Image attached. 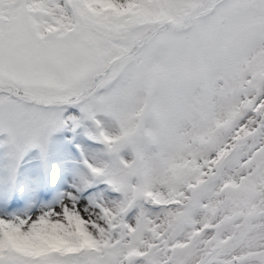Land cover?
<instances>
[{"label":"snow or ice","instance_id":"6c2138e0","mask_svg":"<svg viewBox=\"0 0 264 264\" xmlns=\"http://www.w3.org/2000/svg\"><path fill=\"white\" fill-rule=\"evenodd\" d=\"M0 264H264V0H0Z\"/></svg>","mask_w":264,"mask_h":264}]
</instances>
